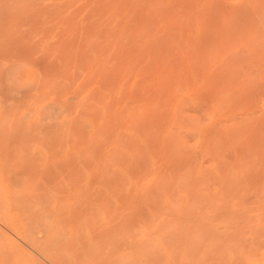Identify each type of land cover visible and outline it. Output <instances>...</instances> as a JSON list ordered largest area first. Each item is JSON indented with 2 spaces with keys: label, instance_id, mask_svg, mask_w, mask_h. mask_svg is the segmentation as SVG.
<instances>
[{
  "label": "rangeland",
  "instance_id": "1",
  "mask_svg": "<svg viewBox=\"0 0 264 264\" xmlns=\"http://www.w3.org/2000/svg\"><path fill=\"white\" fill-rule=\"evenodd\" d=\"M64 1L65 0H30V1L29 0H14V1L13 0H0V124L1 125L3 124L2 126L0 125V129H1L0 130V192H1L0 193V264H73V263L74 264H96V263L97 264L98 263L99 264H159L160 262H161L160 264H163V263L164 264H183L185 261L190 260L189 258H191V259L196 258V256L201 257L202 255H203L202 257H208V258L211 256L212 257L215 256L219 261H222L223 264H229L228 263L229 262V236H228L229 233H227V232H229L228 231L229 230V225H228L229 223H227L228 220L227 221L225 220L226 219L224 217L225 214L223 213L224 215H222L221 214L222 212L219 213V215L216 218H214V220H213V218L211 219V221H212V224H211L209 216H212V215H210L209 212H212L211 209H213V208L210 209L209 205L206 203L209 201L208 195L212 191L206 192V194H208V195H204L208 201L205 200V198L202 199L204 201V203L201 200L202 204L201 203H199L200 205L197 204V205H199L197 207L195 206V204H193V205L188 204V201H187L189 198L187 195L188 193H187V190L185 191V188H183L182 185H180V186L176 185L177 189L174 188L173 193L171 192V194L165 193V190H167V186L164 184L165 176L168 175L169 171H170L169 173L172 172L171 174L176 175V172L178 170V168H177L178 166L176 167L173 165L172 166L169 165L170 162L168 161L169 159L167 158L168 154H166L164 152L161 153V150H162V147H161L162 144L161 143H165L163 141L164 139L167 140L168 136H166V134L168 135L167 132L169 130H171V126L173 129L174 127H176V125H177V127H179L180 123H182L181 124L182 126L180 128H177V129L175 128V131L172 130V132H174V135L176 134L175 135L176 137L180 136V135H181V137L183 136L182 138H184V140L178 141V143L180 142V145L183 146L184 145L183 142H184L186 145L190 144V146L191 145L192 146L189 147V145H188L186 147L185 150H187V155L183 154L185 160H184V162L182 161L181 165H179V169L182 166H185V167L189 166V168L188 167L185 169L181 168L183 171H180V175L182 173H183L182 175H186L185 173H187V175L192 173L190 175H193L194 172L196 173L194 175H197V174H199V172H201V173L205 172L207 175L205 173L204 174L207 176V179H208V175L211 176L210 174H212V173L217 178V171L220 168L218 166H216V163H215L216 161L213 162L212 154L209 153L207 151V149L205 148L204 143L202 142V140L205 136H202V135H204L203 134L204 131H208V129L211 130V127H213L214 131H216V130H220L219 128H222L223 123H226V124H224V127L227 124L229 126V119H231V118L233 119L234 114L241 112V110L244 108H240L242 105L235 106L236 104L235 105L232 104V106L234 105L235 107L239 108V109L236 108L235 110H233L234 108L232 109L231 108L232 106L229 107V103H228L229 101H228L223 105V108H222V105H221V107H219V105H218V109H211V108L209 109V106L207 107L205 105L204 99H201V97H199L200 92L199 91L195 92L199 89L198 87L201 86L200 84H197V85H200V86H197L195 84L196 82L194 83L195 85H190V88L185 87L186 86V84H185V86L182 88L183 90H181L182 84L177 85L175 83L172 85L171 89H174V86L176 85L175 89H179V91L183 92L182 93L183 95L181 94L178 98V100L179 99H183V100H180L179 102L176 100V102L180 104V105H178V107H176L177 103L175 102V104H174V102H173L175 100H173V101L170 100L171 99L170 98V95H171L170 92H173L174 90L169 91L167 88H165L166 90L160 89L159 87L162 85L158 86L156 84L155 87L158 86L157 90L154 87L152 89V92H150V96L151 97L153 96V99L156 98L155 97L156 92L154 91V89H155L157 91L156 96L157 97L159 96L158 97L159 98V101H158L159 105L157 102L158 98L156 99V101L154 100V102H152V103L153 104L157 103L156 104V105H158L157 107L158 108L160 107L158 109V110H160L159 112H163V109L167 111L169 109L170 105L174 106L173 108H176V109H174V112L171 113V115H170L172 117L170 118V116H169V121L167 122L168 126H170L169 125L170 119L173 120L174 116H176V115H178V121L179 120H181V121L179 123H175V122H178L176 120L177 118L175 117L176 119L174 118L175 119L174 125H171L170 127H168L166 125L168 129H165L166 126H164V129L166 131L165 130H164L165 132L162 131L163 135L162 134L159 135V137L161 136V140L158 137V141H157L158 144H156V146L154 148L149 147V150L147 151L149 153H148V155H146V157L147 158L149 157V158L146 159L145 165L141 166V164H140L141 168H137L139 166L138 162H136L138 159L135 160V159H133V156H130V155L134 153L133 152V150H135L134 149V143L137 144V142L139 141V144H143L146 140V139H144L146 137V133L143 129L145 127L144 123L142 122L143 117L139 118V117H141L139 112H141V110L143 109L142 108L143 102H141L142 101L141 99H140V101H138L139 99L135 100V103L138 101L139 102V103L137 102L138 106H141V107L137 106L138 107L137 109L139 111L137 110L136 112H137V115H139V116L137 117V115H136L134 117L135 121L130 116V113H129V111L131 109H132V111H135L129 105V104H134V103H131V102H134L133 101L134 99L132 101L130 100V98H124L125 101H124V99H122L123 101H121V103H120L121 104L120 105L121 111L119 110V112H117L116 114L114 113L113 109H112L113 111H111L109 108H107V110H110L112 114L118 115V118L114 115H111L110 111L108 112L106 110V107H105L106 97L109 100L111 98V93L109 94V92H108V86L106 85V82H104V84H103V81L105 80V78H104V80L100 79V78H103L102 76L105 75L104 72L106 70H108L110 68V66L112 67L113 63L117 62V60H115L116 58H113V56L117 55L115 48L119 47V45H121V44L122 45L125 44V42H123L124 38L128 39V40H130V38L126 37V36L125 37L124 36L123 37L122 36L116 37V39L118 38L117 41L119 40V38L123 39V40L122 39L119 40L120 42L122 41L123 43H119L118 45H117V43L119 41L117 42L115 40V38H114V41L117 43H115L113 41H109V40H108L109 41V43H108L107 40H105V39L103 40V38H102V43L104 42L107 44L106 50H108V51L105 50L106 52L104 51L105 53H103L104 54L103 55L104 59L102 57L103 61L109 57L110 59L112 58L113 61L115 60V62H113L111 60V62L109 63L108 60H110V59H107L108 62L107 61L100 62L101 64H99V65L101 66V68H100V66L98 68V66H97L98 64L95 65V63H96V58L94 59L95 51L92 48H90V50L88 51V53L90 54L89 57L91 59V63H88V62H90V59H87L89 57H85L87 59V61L89 60L88 62L85 61V58L82 59V61H77V58L72 55V53H74L73 51L75 49V48H73L75 46L72 45V44H74L75 35H72L71 33L64 31L63 28L62 29L58 28L56 24H55L56 26H54V28H53V25H54L53 23L58 22L59 24L58 23L57 24L59 25V27H61L60 25H62V27H64L65 22L57 21V19L51 20L50 18H48V19H49V21L51 20L50 21L51 23L46 22L48 20H46V17L44 16V14L39 15V13H37L35 11V9L37 10V8H40V6H39L40 3H41V7L44 4H45V6H47L48 4L50 6L53 4H54V6H56V3H59V4H61L60 7L62 8V4ZM68 1L70 2V0H68ZM90 1H92V0H90ZM66 2H64V3H66ZM75 2H77V3L75 4ZM75 2L69 3L68 9H71V8H74L75 6H78L80 3L83 4V2H85V0H78V1L75 0ZM65 6H63V7L66 9L67 7H65ZM25 8H26V10H25ZM10 13H11V15H10ZM82 16H84V15L81 14L80 18ZM37 19H38V21H37ZM53 20H54V22H52ZM33 21H35V23ZM32 24H34V25H32ZM35 24L37 25V28H36ZM51 24H53V25H51ZM50 25H51V28H53L54 30H52L50 28ZM47 26H49L48 28H50L51 31L49 29L46 30ZM55 27H56V29H55ZM34 31H36V33ZM56 32H58V33H56ZM110 40H112V39H110ZM71 42H72V44H71ZM114 43H115V45H114ZM129 43H131V40L129 42H127L125 45H127V44L129 45ZM68 44H71L72 47ZM90 45H91V43H90ZM68 46H70V48H73V49H71L73 51H69V52H72L70 55H68L69 52L67 54L68 49L70 50V48ZM108 46H110L111 48H112V46H114V47L110 50V49H108V48H110ZM63 47L67 48L66 53H63V52H65ZM114 50H115V53H114ZM106 53H108V54H106ZM111 54L113 56L110 57ZM75 55H77V54H75ZM105 55H107V56H105ZM117 56H115V57H117ZM71 57L73 60H71ZM68 58H70V59H68ZM67 59L71 60V62L68 61ZM74 59L76 62H74ZM65 60H67V61H65ZM92 61H93V63H92ZM105 62H106V65H105ZM68 63H72L71 64L72 66ZM75 63H77L78 65ZM87 63L89 65L92 64L91 67L95 70H97V68H98V71H95L93 69H92V71H91V69H89L90 71H88L87 67H90V66L89 65L86 66ZM103 63H104L105 69L108 67V69H106L105 71H104V69H102ZM134 71H137L136 75H135ZM134 71H133L132 77L135 78V76H136V78L135 79L132 78V80L138 81V79L140 77L137 76V74H139L140 72L138 70H134ZM147 72H148V70L143 71L144 74L149 75ZM87 73H90V75H88ZM102 73H104V75ZM153 73L155 74V72H153ZM160 74H161V72L156 74V76H158V78H156L155 75L153 78L158 79V81H159V79L165 80V78L161 77ZM166 74L163 75V72H162V76H167ZM75 75H77V76H75ZM133 75H135V76H133ZM89 76H90V78H89ZM144 76L142 75L141 77H144ZM98 79L100 80L101 83L98 81ZM166 79H168V78H166ZM174 79L175 78L173 77V80ZM150 81L152 82L153 80H150ZM45 82H47V83H45ZM57 82H60V83H57ZM200 82L202 83L203 79ZM177 83L179 84L180 82L178 81ZM140 84H142L141 89L143 90L144 89L143 85L145 86L146 82H142V83L140 82L138 84L139 87H137V89L138 88L140 89ZM138 85H135V86H138ZM55 86H57V87H55ZM177 86H181V87L177 88ZM195 86H197L196 87V89L198 88L197 90H195ZM191 87L192 88L194 87L193 88L194 91H193V89H191ZM158 88H159V90H158ZM184 88H185V90L187 88L186 92H185ZM188 89H189V91H188ZM161 91L163 92L162 95H161ZM43 92H44V94H43ZM105 93L106 94L108 93L109 95H105ZM152 93H153V95H151ZM196 93L198 94V96ZM91 94H93V95H91ZM164 94L168 95V96L165 97ZM162 96H163V98H162ZM139 97H140V95H139ZM183 97H185V98H183ZM36 98H38L39 100ZM126 99H128V101ZM168 99L170 101V104H169ZM185 100H187V101H185ZM197 103H200L201 106H203V107L205 106L202 109V111H204V109H205V111L203 112L204 115L200 113V116L202 115L200 117L199 114H197L198 111H192L191 115L187 114L188 111H191V110H188V108L198 109L200 104H197ZM221 104H223V103H221ZM17 105H18V107H17ZM168 105H169V107H168ZM192 105H193V107H192ZM230 105H231V103H230ZM113 106H115V105H113ZM224 106H225V108H224ZM226 107H228L229 109ZM29 108H31L32 110ZM113 108L116 109V106ZM177 108H180L181 111L179 109V112H178ZM230 108L232 109L233 112L231 111ZM38 109H39V111H37ZM182 109H184V110H182ZM61 112H62V114H61ZM195 114H197V115H195ZM230 115L231 116L233 115V116L230 118L229 117ZM127 116H129V117L127 118ZM181 116L182 117L186 116V117L181 118ZM203 116H206V117H203ZM3 117L5 119H3ZM68 117H69V119H68ZM113 117H115V118L113 119ZM187 117H189V118H187ZM120 118H123V120L125 122L122 119L120 120ZM125 118H126V120H125ZM131 119H133V121ZM139 119H140V122H138ZM203 119H206V120H203ZM184 121H186L188 125ZM43 123H45V124H43ZM68 123H70V124H68ZM111 123L113 124V126ZM121 123L122 124L125 123V124L122 125ZM136 123H138V124L136 125ZM141 123H143V125ZM171 123H172V121H171ZM215 123H217V124H215ZM218 123H219V126H221V127L218 126ZM214 124H215V127L218 126L219 128H217V127H216L217 129L214 128ZM121 126H124V127H121ZM136 126L138 127L137 130H136V128H137ZM139 126L141 129L139 128ZM186 127L188 128V130L190 128L193 129V130H191V129L189 130L191 132V136H187V135L184 136V134L183 135L180 134V132H182L181 129L185 130ZM110 128L113 130H111ZM119 128H120V130L121 129L122 130L120 131ZM198 128H200V129H198ZM23 129H25V130H23ZM124 129L126 131H124ZM139 130L141 132H139ZM7 131H9L10 133ZM44 132H45V134H44ZM228 132H229V130H228ZM9 134H11V135H9ZM120 134L122 136L125 134L123 136L124 137L123 139L121 138L122 136ZM129 134H131V135H129ZM171 134H173V133H171ZM40 135L42 136L41 138H40ZM140 135H141V137H140ZM174 135H171V136H173L172 139L175 138ZM163 136H165L167 138L162 139ZM127 137L128 138L130 137L129 142H128ZM185 137H186V139H185ZM178 138H180V137H178ZM182 138H180V139L182 140ZM120 139H122V140H120ZM172 139H170V140H172ZM227 139L229 140V138H227ZM21 141H22V143H21ZM119 141H120V143H119ZM123 141H126V142H123ZM134 141H136V142H134ZM161 141H163V142H161ZM199 142H201V143H199ZM226 142H230V141H226ZM198 143H199V145H198ZM159 144H160V146H159ZM201 146L203 149L201 148ZM226 146H228V149H229V145H226ZM110 147H111V149H110ZM184 147L185 146H183L181 148H183V153H186V152H184ZM114 148H115V152L113 153L112 151L114 150ZM156 148H159L160 151H159V149L157 150ZM153 149H155L156 151H154ZM200 149H202V150H200ZM122 150H124L123 151L124 153L122 152ZM119 151L121 152V154ZM125 151H129L130 154L128 152H126V155H125ZM153 151H154V153H153ZM150 153H151V155H150L151 158L153 155H157V154H158L157 155L158 157L156 158V156H154L153 157L154 159L153 158L150 159V156H149ZM163 153H164V155H167V156L164 157L162 155ZM201 153H202V155H201ZM159 154H161V155H159ZM210 154H211V156H210ZM128 155L130 156V158L131 157L132 158L128 159L127 158ZM190 155H193L192 160L190 159V158H192ZM195 155L199 156V157H196ZM160 156H162V158ZM125 158H127L128 161H126L127 159H125ZM112 159L116 160V161H113ZM132 159H133V161L135 160V162L132 161V163H130V160H132ZM156 159H160V160H156ZM161 159L162 160L164 159L165 161H162ZM186 159L191 160V161L189 160V163H188L189 165L187 164L188 161H186ZM154 160H156L157 162L155 163ZM158 161H159V163H158ZM166 161H168L166 163L167 166L165 164ZM192 161L195 164H193ZM127 162H129L128 165H131L132 167L128 166ZM149 162H150V164H149ZM124 163L127 166H125ZM133 163L134 164L136 163L137 166L133 165ZM163 163L165 165V169H164L165 171L161 170L162 166L164 167V165H162ZM116 164H118V166L120 165L117 172H116L117 167L114 166ZM191 164H193V166ZM207 164L210 165V166H208V169L210 170L209 173H207L208 169L204 168L205 165L207 166ZM211 164H213L214 167ZM110 165H112V167ZM194 165H195V167H194ZM203 165H204V167H203ZM104 166H106L105 167L106 169L103 168ZM145 166L146 167L148 166L147 167L148 169ZM101 167L103 170L101 169ZM109 167H110V169H109ZM128 167H129V169L130 168H133V169L135 168V169L129 170ZM143 167H145V168H143ZM169 167H170V170H168L166 172V168L168 169ZM174 167H176V168H174ZM126 168L128 171L126 170ZM155 168L158 170V172ZM171 168H173V169H171ZM190 168L192 171L195 170L196 168L197 169L194 172H191V171H189ZM214 168L215 169L219 168V169L215 170ZM139 169H140V171H139ZM159 169H160V171H163V172L162 173L159 172ZM175 169H177V170H175ZM198 169H199V172L197 171ZM200 169L203 171H201ZM100 170H102V171H100ZM121 170L123 171V173H121L122 176L126 177L124 179H122L121 174L118 173V172H122ZM143 170L146 172V174H144L145 172H143ZM184 170H187V171L184 172ZM129 171L132 172L133 176ZM125 172H126V175H125ZM137 172L139 173V175ZM178 172H179V170H178ZM92 173L95 174V176ZM103 173H105V174H103ZM108 173H109V175H108ZM115 173H117L118 175L117 174L115 175ZM136 173H137V175H136ZM140 174H141V176H140ZM161 174H163V176ZM1 175L3 176V178ZM100 176H102V177H100ZM176 176L179 177V173ZM120 177H121V179H120ZM132 177H135V178H133V180H132ZM136 177H138V178L143 177L144 179L142 178V179L137 180ZM180 178L182 180V176L179 177L178 181H181ZM105 179H106V181H105ZM126 179H128V180L130 179V180L128 181ZM213 180L214 179L212 178V182H214ZM255 181L257 182V180H255ZM255 181H254V183H252L251 186H254V187L256 186L254 189L256 191V189L259 188L260 185L256 184ZM128 182H130V183H128ZM126 183H127V185H126ZM258 183H260V182H258ZM134 184H136V185H134ZM160 184H162V185H160ZM125 185H126V187H125ZM129 185H130V187H129ZM117 186H118V188L120 187V189H118ZM160 186H163V187H161V189L164 190L163 193H165L166 196L163 197V195H162L163 198L161 197L160 200L158 199V202L160 203L164 199V201H163V204H164L168 198L171 197V200L169 199V202H170L173 200L172 197H174V200L172 201V202H174L173 206H172V209H174V212H172L170 209H168V205L172 204V203H169L168 201H167V204H165V206L162 203H160V204L157 203V205H155V206L153 205V203L156 204V202H157V198L155 197L156 193L153 192V191H155L154 188H157L156 189L157 191L162 192V191L158 190V188L160 189ZM164 186H166L165 189H164ZM108 187H110V188H108ZM122 188H123V190H122ZM125 188H126V192H124ZM131 188L132 189L135 188V190H140V191L137 192L134 189H133V191H131L130 190ZM151 188H153V189H151ZM260 188H261V186H260ZM101 189L103 191H101ZM109 189H111V190H109ZM119 190L121 193L119 192ZM144 190L145 191L148 190L149 192L151 191V193H148V192L145 193ZM257 190L258 191L256 193H258V195L260 197L261 194L263 193L261 191H263V190H261V189H257ZM78 191L81 193L79 194ZM129 191H130V194L132 192L135 193V195H133V193L131 194V195H133L131 198L134 199L136 197L137 193H140V194L143 193V195L137 194L138 196L136 198H138L139 195L142 196L143 198L139 197L138 199L140 201L134 199L135 201L133 200V202H132V199L129 197V195H130L128 193ZM181 191H184V192H181ZM117 192H119L120 195ZM152 192L154 194L152 197H150L152 195ZM260 192H261V194H259ZM116 193L118 195H116ZM174 193H176V194L174 195ZM180 193H182V194L186 193V194L180 195ZM149 194H151V195H149ZM171 195H173V196H171ZM186 195L188 198L186 197ZM80 196L82 197V199L81 198L79 199ZM89 196L91 198H89ZM118 196L119 197L121 196L122 199L121 198L119 199ZM11 197L14 199V201L15 200L16 201L14 202ZM85 197H87V198H85ZM165 197H167V198L165 199ZM255 197L258 199L257 195H255L253 197L255 200L254 199H250V200L248 199V202H247L248 204L246 203L247 200L243 201V202H245V205H243L244 203L242 202V199L240 198V196L236 197V200L240 201V202L238 201V204H240L241 207L243 205V206L248 208L247 205H251V203L254 204V201H257V199ZM150 198H152V200ZM123 199L125 201H128L127 203H129V207H130V205L132 207L129 208L128 204H125L126 203L125 201H124L125 203L124 202L122 203ZM83 200H84V202H83ZM143 200H145V201H143ZM89 201H91L93 208H96L95 210L93 208H91L92 205L90 204ZM150 201H151V204H150ZM220 201L221 200L217 199L215 202L219 203ZM92 202H94V204ZM241 202L243 204H241ZM82 203H84V204L81 205ZM110 203H112V204H110ZM133 203H134V205H133ZM87 204H88V207H86ZM121 204H123L124 206ZM142 204H144V205H142ZM205 204H206V206H205ZM59 205H60V207H59ZM120 205H121V207H120ZM125 205L127 207L126 209L124 208ZM151 205H152V207H151ZM73 206H74V208H73ZM89 206L91 209L89 208ZM135 206H136V208H135ZM183 206L192 207L191 209L194 211V214L192 213L193 215H195L196 211H197V214L199 213L198 214L199 217H201V215H202V217H201L202 220H206V221H204V223L207 225V226H205V228L207 227L206 232L204 231L202 234L201 233L202 231L201 232L198 231L199 232V234H198V232L196 231L195 227H197L198 225L194 226V225H196L195 222L197 223V221H199L201 219V218H197L198 216H196V215L195 216L197 218V221L195 219V222H194L193 221L194 219H193V220H191L190 223L187 222L189 224L186 223L189 226H187L185 224V222H182V223H184V225H182V223H179L182 225V227L179 224H177L178 226L176 224H174L173 221L177 220L174 218L176 217V215L178 213H180V211L181 212L185 211L183 213V215L186 214V216H189V211H192V210H190V207H189V211H187L188 209L185 210L184 208H182ZM118 207H119V209H117ZM142 207H144L146 210L143 209ZM157 207L160 209H158ZM193 207H194V209H193ZM228 207H229V204H228ZM238 207H240V206L238 205L237 209H238ZM87 208H88V210H87ZM111 208H112V210H111ZM113 208H115V210ZM137 208H138V210H136ZM152 208L154 210L155 209H157V210L154 211V210H152ZM163 208H166V210L164 209V211H162ZM205 208H206V210H205ZM179 209H180V211H179ZM92 210H93V212H92ZM127 210L128 211L131 210L130 211L131 213L128 212ZM175 210L177 211L176 215L173 214V213H176ZM207 210H208V213H206ZM219 210L221 211V209H219ZM169 211H170V213L172 212V214H170ZM226 211L229 212V208H226ZM226 211H225V213L227 215H229ZM200 213H201V215H200ZM202 213H204V214H202ZM133 214L135 217L133 216ZM135 214H137V215L140 214L139 216L140 217L142 216V217L139 218V216L137 217V215H135ZM206 214H208L209 216ZM121 216H122V218H121ZM130 216H132V217H130ZM179 216H180V214L177 215L178 218H179ZM190 216H192V215H190ZM219 216L224 217V222H226L227 225H226V223L224 225V222L222 221L223 219L220 218ZM180 217H182V215ZM134 218H135V220H134ZM170 218H172V219H170ZM186 218L188 219V217L181 218V219L183 220ZM120 219H122V221H120ZM216 219H218V220H216ZM227 219H229V218H227ZM182 220L179 221V219H178L177 222L176 221L175 222L178 223V222H181ZM208 221L210 222V224ZM192 222H194V223L192 224ZM161 223H163V224H161ZM215 223L216 224L220 223L221 227L218 225L219 228L221 229L220 231L226 230V231H223V232H225L224 236L222 235L223 232H221V235L218 233L217 229H219V228H217L216 230L212 229L215 233L212 232L211 230H208L209 225L210 226L214 225V226H211L212 228L218 227ZM160 224L162 227H160ZM222 224L226 227H224ZM175 226H176V228H175ZM177 227H179L180 229ZM188 227L190 229H188ZM174 228L177 231H173ZM182 228H183V230L187 231V232L184 231L185 234L191 233L193 235V233H194V235H195V236L193 235L194 238H192V236H189L186 234L187 236H189V238L186 236L189 239V240L187 239V242L185 241L186 239L182 240V242H184V243L179 242V241L177 242L176 240H174L175 242L171 241L173 239L171 237H173L175 232L176 233L181 232L180 230ZM192 228L195 230H193ZM170 229H172V230H170ZM209 229H211V228L209 227ZM203 230H205V229H203ZM5 231H7V232H5ZM171 231H173L174 233L173 232L171 233ZM184 232H181V234H179V233H177V234L182 235ZM99 233L101 235L100 237H98ZM216 233H218V234H216ZM88 234L90 235V237ZM97 234H98V236H96ZM171 234H173V235H171ZM185 234H183V236H185ZM167 236H168V238H167ZM176 236H178V235H174V237H176ZM222 236L223 237L226 236L225 237L226 240H224L225 238H223ZM162 237H164V238H162ZM197 237H198V239H197ZM4 239L5 240L8 239L10 241L8 242V241H5ZM217 239H219V241L221 239V241H220L221 243L219 241H217ZM159 241H160V244L162 243L160 246L161 247L163 246V248L158 246ZM191 241H193V242H191ZM213 246H214V248H213ZM169 247L172 249H170ZM151 248L153 249V251L150 250ZM154 249L156 250V252ZM161 251H163L162 252L163 256L161 255ZM263 251H264V247H263ZM153 253L155 255H156V253H157V255L160 254V257L158 256V258L155 260L152 257L150 258V254L153 255ZM147 254H148V256H147ZM21 255H22V257H21ZM262 257L263 256H259V258H260L259 261L262 260L264 263V257L263 258ZM149 260L153 263L149 262ZM165 260H168V261H165ZM263 263L261 262V264H263Z\"/></svg>",
  "mask_w": 264,
  "mask_h": 264
},
{
  "label": "bare ground",
  "instance_id": "2",
  "mask_svg": "<svg viewBox=\"0 0 264 264\" xmlns=\"http://www.w3.org/2000/svg\"><path fill=\"white\" fill-rule=\"evenodd\" d=\"M73 1L75 2V0H70V2L68 0H65L64 2H66V3L63 2L62 8L60 7L61 4H59V3H56V6H54V4L51 5V6L49 4L48 5L46 4L47 6H45V4H44L42 7H41V3H40V5H39L40 8H37V10L35 9V11L37 13H39V15L44 14V16L46 17V20H48L46 22L51 23L50 21L52 19H54V20L57 19V21L65 22L64 23L65 24L64 27H62V25H60L61 27H59V25H58L59 23L58 22H57L58 24L57 23H53L54 25L51 24V25H53V28H54V26L57 25L58 28H61V29L63 28L64 31H66L68 33H71L72 35H75L74 44H72V42H71V44L73 46H75V47H73L75 49H74V51L71 50L73 48H70L71 44H68V45H70V46H68L70 48V50L68 49V51H67V54H68L69 51H73L74 53L69 52L68 55H70L72 53V55L77 58V61H82V59H84L85 57H89L90 56L88 51L90 50V48H92L95 51V57H94V59L96 58L95 65L98 64L97 66L99 68V66H100L99 64H101L100 62H104V61H107V59H110L108 57V58H106V60L103 61V59H104V57H103L104 54L103 53H105L108 50H106V48H107L106 45L107 44L104 43V42L102 43V38H103V40L105 39L107 41L109 40V41L115 42L114 38L117 41L118 38L116 39V37H121V36L125 37L126 36V37H129L130 40H131V43H129V45L127 44L128 45L127 46L125 44L127 42H129L130 40L124 38V40H125L124 41L122 38H119V40L122 39L123 42H125V44L124 45L121 44V45H119V47L115 48V50L117 52V55H118V56L117 55H115V56H117V57L113 56L112 55L113 53L110 55V57L113 56V58H116L115 60H117V62L113 63L112 64L113 66L112 67L110 66L109 69L107 67L106 69H108V70H106L104 68V63H103L102 69H104V71L105 70L106 71L105 72L103 71L105 73V75H104V73H102V74L105 77L102 76L103 78H100V79L104 80V78H105V80L103 81V84H104V82H106V85L108 86V92H109V94L111 93V98L108 100L107 97H106V100H105L106 110H107V108H109L111 111L114 110V113L116 114L117 112H119V110L121 111V108H120L121 104L120 103H121V101H123L122 99L130 98L131 101L134 99L133 100L134 102H131V101L130 102L134 103L135 105L134 104H129L131 106V108H133L135 110V111H132V109H131L130 110L131 112L129 111L130 116L134 119V117L137 115V112H136L138 110L137 108L141 107V106H138L137 102L140 101V99L142 100L141 102H143V104H142V106H143L142 108L143 109L141 110V112H139L140 116H141L139 118L143 117L142 118L143 119L142 122L144 123L145 127L144 128L142 127V128L144 129V131L146 133V137L145 138L143 136L142 137L144 139H146V140H145V142L143 144H139V141L137 142V144H135L134 142H136V141H134L133 143H134V149L135 150H133L134 153L130 155V156H133V159H135V160L138 159L136 162H138L139 166H140V164H141V166L145 165L146 159L149 158V157L148 158L146 157V155H148V153H149V152H147L149 150V147L154 148L156 146V144H158L157 141H158L159 135H161L163 133L162 131H164L165 129H168L167 128V126H168L167 122L169 121V116L171 115V113L174 112V109H176V108H173L174 106L170 105V107H169V105H168L169 109L167 111L163 109V112H159L160 110H158V109L160 107L159 108L157 107L159 105V102H158L159 101V98H158L159 96L158 97L156 96V93H157L156 90H157L158 86L162 85V86L159 87L160 89L166 90L165 88H167L169 91H171V90L173 91L174 90L173 92H170V94H171L170 95V98H171L170 100H172V101L175 100V101H173L174 104H175L176 100L178 102L180 100H183V99H179L178 100L179 96L183 92L179 91V89H175L176 85L174 86V89H171L172 85L176 83L177 85L182 84L181 85L182 87L181 86H177V88L181 87V90H183L182 88L185 86V84H186L185 87H187V88H190V85L200 84L201 86L197 85V86H200V87H198L199 89L197 88L198 90L196 89L197 86H195V90H197L195 92H198V91L200 92V96L199 97H201V99H204L205 105L207 107L209 106V109L210 108L211 109H218V105H219V107H221V105H222V108H223V105L226 102H228V101H229L228 102L229 103V107H231L232 104H234V105L236 104L235 106H237V105L238 106L239 105L243 106V107L242 106L240 107V108H244V109H242L243 111L241 110V112L234 114V116L232 115L233 119L231 118L232 117L231 115L229 116L231 118V119H229V126L227 124L224 127V124H226V123H223L222 124L223 125L222 128H219L221 126H219V123H218L219 127L218 126H216V127L219 128L220 130H216L217 128L215 127V124H217V123H215L214 124V128H216L215 129L216 131H214L213 127H211V130L208 129V131H204V133H203L204 135H202V136H205L203 138V140L201 139L202 142L204 143L205 148L207 149V151L209 153L212 154L213 162L216 161L215 162L216 166H218L220 168V169L217 168V169H219L217 171V178L212 173V174H210L211 176L208 175V179H207V176H206L207 174L205 172L204 173L206 175L203 172L202 173L199 172V169L197 170L199 172V174L194 175V174H196L194 171L197 168L195 170H193V171L191 170V168L189 170L191 172H194V174H193L194 176L190 175L192 173H190L189 175H187V173H185L186 175H182L183 174L182 173L180 175V171H183L181 168H184V169L187 168V167L189 168V166H187V167L182 166L179 169V165L182 164V161L184 162V160H185L184 159V155H187V150H185L186 147L188 145H189V147H191L192 145L191 146H190V144L186 145L183 142V144H184L183 146H185L184 147V152H186V153H183V148H181L183 146L180 145V142L178 143V141H183L184 140V138H182L183 136L181 137V135H180V136L176 137L175 136L176 134L174 135V132H172V130L175 131V128L176 129L180 128L182 126L181 125L182 123H180L179 127H177V125H176V127H174L172 129L171 125H174L175 123H179L181 121V120L178 121V115H176V116L173 115L174 118L175 117L177 118V119L176 118L175 119L178 122H175L174 118H173V120L170 119L169 125L171 126V130H169L167 132L168 135L166 134V136H168V138L165 137V136L162 137V139L163 138H167V140L164 139L163 141L165 143H161L162 144L161 145V147H162L161 153L164 152V153L168 154V156L164 155V153L162 155L164 157L167 156V158L169 159L168 161L170 162L169 165H171V166L173 165V166H176V167L178 166L177 168H178L179 172H178L177 169H175V170H177L176 175H178V173H179V177L182 176V180L180 178L181 181H178L179 177L176 176V175L171 174L172 172L169 173L170 172L169 171L168 175L165 176V180H164V184L167 186V190H165V193H167V194L170 193L171 194V192L173 193L174 188H176V185L177 186L178 185L179 186L182 185L183 188H185V191L187 190V193H188L187 195H188L189 198L186 195V197L188 198V200H187L188 204H191V205L195 204V206L197 207V206L200 205L199 203H201L202 199L205 198V200H207L206 197L204 196V195H208V194H206V192L212 191L208 195L209 196V199H208L209 201L207 200L208 202L206 204L209 205L210 209L213 208V209H211L212 212H209V214L212 215L213 217L209 216L208 214H206V215H208L210 217L209 219L211 221L212 218L214 220V218H216L219 215V213L222 212L221 213L222 215L225 214L224 215V217L226 218L225 220L226 221L228 220L227 221V223H229L228 224L229 225V230H228L229 232H227V233H229V235L227 234L229 236V262L228 263L229 264H261V262L263 263L262 260L259 261V259H260L259 256H263L264 257V251H263V247H264V0H92V1H90V0L86 1L85 0V2H83V4L82 3L79 4L80 6L78 5V6H75L74 8L68 9L69 8L68 7L69 3H74ZM76 3L77 2H75V4ZM63 6H65L67 8L65 9ZM26 8H25V10H26ZM81 14H83L84 16H82L80 18ZM10 15H11V13H10ZM48 18H50L51 20L49 21ZM54 20L52 22H54ZM37 21H38V19H37ZM33 22L35 23V21H33ZM32 25H34V24H32ZM51 25H50V28H51ZM48 27L49 26H47L46 30H48V29L50 31H51V29L54 30L53 28L50 29ZM36 28H37V25H36ZM55 29H56V27H55ZM34 32L36 33V31H34ZM56 33H58V32H56ZM110 39H112V40H110ZM109 41H108V43H109ZM117 42H115V43H117ZM123 42L119 41L117 43V45L119 43H123ZM90 43H91V45H90ZM115 43H114V45H115ZM108 47H110V46H108ZM113 47L114 46H112V48ZM112 48L110 47L108 49L111 50ZM66 49L67 48H64L65 52H63V53H66ZM115 50H114V53H115ZM75 54H77V55H75ZM106 54H108V53H106ZM105 56H107V55H105ZM102 57H103V59H102ZM68 59H70V58H68ZM75 59H74V62H76ZM87 59H90V57L87 58ZM87 59L85 58V61H87ZM67 60H65V61H67ZM71 60H73L72 57H71ZM71 60H68V61L71 62ZM111 60L113 61L112 58L110 60H108L109 63L111 62ZM115 60L113 62H115ZM88 63H91V59H90V62H88ZM88 63L86 64V66L89 65ZM92 63H93V61H92ZM68 64L71 65L72 63H68ZM75 64H77V63H75ZM91 65H89V66L91 67ZM105 65H106V62H105ZM90 67H87L88 71H90L89 69H91V71H92L93 68L92 67L90 68ZM98 68H97V70H95V69H93V70L98 71ZM100 68H101V66H100ZM134 70H138L141 73V74L139 73L141 76L142 75L143 76L145 75V76L141 77L139 74H137V76H139L140 78L138 79V81H136V80L133 81L132 78H134V77H132V74H133ZM146 70H148L147 73L150 76L144 74L145 72L143 73V71H146ZM134 72H135V75H136L137 71H134ZM153 72H155V74ZM160 72H161V74H160L161 77H164L165 80H160L159 79V81H158V79H156V78H158V76H156V74L160 73ZM162 72H163V75H165L167 73L166 74L167 76H162ZM87 74L90 75V73H87ZM135 75H133V76H135ZM154 75L156 76V78H153ZM75 76H77V75H75ZM173 77L175 78L174 80H173ZM89 78H90V76H89ZM135 78H136V76H135ZM166 78H168V79H166ZM200 79L201 80L203 79L202 83L200 82L201 81ZM150 80H153V81L151 82ZM98 81L100 82L99 79H98ZM178 81L180 82L179 84L177 83ZM140 82L141 83L142 82H146L145 86L143 85V87H144L143 90L141 89V85L142 84H140V89L141 90L139 88L137 89V87H139L138 84ZM45 83H47V82H45ZM57 83H60V82H57ZM156 84L158 85L157 87H155ZM135 85H138V86H135ZM55 87H57V86H55ZM154 87L156 89V90L154 89V91L156 92L155 93V97H156L155 99H153V96L152 97L150 96V92H152V89ZM159 88H158V90H159ZM187 88H186V90H187ZM193 88L191 87V89H193ZM184 90H185V88H184ZM186 90H185V92H186ZM188 91H189V89H188ZM193 91H194V89H193ZM162 93L163 92L161 91V95H162ZM43 94H44V92H43ZM109 94L105 93V95H109ZM91 95H93V94H91ZM139 95H140V97H139ZM151 95H153V93ZM166 96H168V95H165V97ZM197 96H198V94H197ZM157 98H158V100H157L158 105H156L157 103L153 104L152 102H154V100L156 101ZM162 98H163V96H162ZM183 98H185V97H183ZM36 99H38V98H36ZM137 99H139V100L135 103V100H137ZM126 100L128 101V99H126ZM124 101H125V99H124ZM168 101H169V99H168ZM185 101H187V100H185ZM221 103H223V104H221ZM230 103H231V105H230ZM169 104H170V101H169ZM197 104H200V103H197ZM18 105H17V107H18ZM113 105L116 106V109L113 108V107H115ZM176 105L175 106L178 107V105H180V104L177 103ZM200 106H201V104H200ZM233 106L231 107L232 109L234 108L233 110L238 108V107H235V106L233 107ZM192 107H193V105H192ZM199 107H198V109H196V108H192V109L188 108V110H191V111H188V112L186 110L185 111L187 112V114H190V115L192 114V111H198L199 113L197 112V114H199V116H200V113L203 114V112L205 111V109H204V111H202V109L205 106L204 107L201 106L200 108ZM224 108H225V106H224ZM226 108H228V107H226ZM29 109H31V108H29ZM177 109H178V112H179L180 108H177ZM184 109H182V110H184ZM232 109H231V111H232ZM110 110H107V111L109 112ZM37 111H39V109ZM111 111H110V114L114 115V116H116L118 118V115L112 114ZM180 111H181V109H180ZM61 114H62V112H61ZM197 114H195V115H197ZM138 116L139 115H137V117ZM128 117L129 116H127V118ZM171 117L172 116H170V118ZM183 117H186V116H183ZM183 117L181 116V118H183ZM203 117H206V116H203ZM114 118L115 117H113V119ZM187 118H189V117H187ZM3 119H5V118L3 117ZM68 119H69V117H68ZM121 119L123 120V118H120V120ZM133 119H131V120L133 121ZM125 120H126V118H125ZM203 120H206V119H203ZM134 121H135V119H134ZM171 121H172V123H171ZM138 122H140V119H139ZM184 122L187 124L186 121H184ZM143 123H141V124L143 125ZM43 124H45V123H43ZM68 124H70V123H68ZM124 124H122V125H124ZM137 124L138 123H136V125ZM112 126H113V124H112ZM164 126H166L165 129H164ZM170 126H168V127H170ZM121 127H124V126H121ZM139 128H140V126H139ZM137 129H138V127L136 128V130ZM190 129L193 130L192 128H190ZM198 129H200V128H198ZM23 130H25V129H23ZM111 130H113V129H111ZM119 130H120V128H119ZM189 130H188L187 127H186L185 130L181 129L182 132H180V134H182V135L184 134V136L185 135L191 136V132ZM228 130H229V132H228ZM124 131H126V130L124 129ZM7 132H9V131H7ZM139 132H141V131L139 130ZM171 133H173V134H171ZM44 134H45V132H44ZM9 135H11V134H9ZM129 135H131V134H129ZM171 135H174L175 138L172 139L173 136H171ZM123 136L121 137L122 139L124 138ZM41 137L42 136L40 135V138ZM140 137H141V135H140ZM178 137L182 138V140L180 138H178ZM129 138H128V142L130 141ZM159 138L161 140V136ZM227 138H229V140ZM122 139H120V140H122ZM170 139H172V140H170ZM185 139H186V137H185ZM163 141H161V142H163ZM226 141H230V142H226ZM123 142H126V141H123ZM21 143H22V141H21ZM119 143H120V141H119ZM199 143H201V142H199ZM199 143H198V145H199ZM226 145H229V149H228V146H226ZM159 146H160V144H159ZM201 148H202V146H201ZM110 149H111V147H110ZM156 149L158 150L159 148H156ZM202 149H200V150H202ZM153 150L156 151L155 149H153ZM123 151L124 150H122V152ZM154 151H153V153H154ZM159 151H160V149H159ZM112 152L113 153L115 152V148H114V150ZM126 152L129 153V151H125V155H126ZM120 154H121V152H120ZM211 154H210V156H211ZM150 155H151V153L149 154V156ZM157 155H153L152 158L154 156H156V158H157L158 157ZM159 155H161V154H159ZM193 155H190V156L192 157ZM201 155H202V153H201ZM130 156L128 155L127 158L129 159ZM160 157L162 158V156H160ZM196 157H199V156H196ZM127 158H125V159H127ZM152 158L150 156V159H152ZM128 159L126 161H128ZM133 159L130 160V163H132ZM164 159L163 160L161 159V160L165 161ZM187 159H186V161H188L187 162V164H188L189 160L190 159L192 160L193 157L190 158L189 160H187ZM135 160L133 162H135ZM156 160H160V159H156ZM156 160H154L155 163L157 162ZM113 161H116V160H113ZM168 161H166L165 164ZM128 163L129 162H127V165H128ZM158 163H159V161H158ZM192 163H193V161H192ZM149 164H150V162H149ZM193 164H195V163H193ZM193 164H191V165L193 166ZM127 165L125 164V166H127ZM133 165H136V163L135 164L133 163ZM162 165H164V163ZM211 165H213V164H211ZM110 166L112 167V165H110ZM114 166L117 167L116 168L117 170L115 169L116 172H117L119 167H120V165L118 166V164H116ZM128 166L132 167L131 165H128ZM139 166L137 168H141V166L140 167ZM166 166H167V164H166ZM208 166H210V165L207 164V166L205 165V167L203 165V167L205 169H208ZM105 167L106 166H104L103 168H105ZM145 167H143V168H145ZM170 167L168 169L166 168V172L168 170H170ZM176 167H174V168H176ZM194 167H195V165H194ZM213 167H214V165H213ZM101 169H102V167H101ZM109 169H110V167H109ZM128 169H129V167H128ZM130 169L134 170L135 168L134 169L130 168ZM164 169H165V165H164V167L162 166L161 170H164ZM171 169H173V168H171ZM217 169H215V170H217ZM102 170H100V171H102ZM126 170H127V168H126ZM139 171H140V169H139ZM185 171H187V170H184V172ZM201 171H203V170H201ZM209 171L210 170L208 169L207 173H209ZM129 172L132 174L131 171H129ZM143 172H145V171L143 170ZM157 172H158V170H157ZM159 172L162 173L163 171H160V169H159ZM109 173H108V175H109ZM118 173L121 174V173H123V171L122 172H118ZM137 173H136V175H137ZM103 174H105V173H103ZM116 174L117 173H115V175ZM144 174H146V172ZM93 175L95 176V174H93ZM125 175H126V172H125ZM138 175H139V173H138ZM161 175L163 176V174H161ZM132 176H133V174H132ZM140 176H141V174H140ZM100 177H102V176H100ZM121 177H122V179L126 178V177H123L122 174H121ZM121 177H120V179H121ZM2 178H3V176H2ZM133 178H135V177H132V180H133ZM142 178L136 177L137 180L138 179H142ZM212 178L214 179L213 180L214 182H212ZM126 180H128V179H126ZM255 180H257V182ZM105 181H106V179H105ZM254 181L256 182V184H259L261 186V188L259 186V188H257V189L263 190V191H261V192H263L262 194H261V192L259 193V194H261L260 197H259L258 193H256L258 190L257 189H256V191L254 190L256 186L255 187L251 186L252 183H254ZM258 182H260V183H258ZM128 183H130V182H128ZM126 185H127V183H126ZM126 185H125V187H126ZM134 185H136V184H134ZM160 185H162V184H160ZM166 186H164V189L166 188ZM129 187H130V185H129ZM161 187H163V186H160V189L158 188V190H160L162 192H159V191L156 190L157 188H154V190L156 191V192L153 191L154 193H156V196L155 195L154 196L157 198L156 204L153 203L154 206L157 205V203H159L158 199L160 200L162 195H163V197L166 196V194L163 193L164 190H162ZM108 188H110V187H108ZM117 188H118V186H117ZM118 189H120V187ZM133 189L135 190V188H133ZM133 189L131 188L130 190L133 191ZM151 189H153V188H151ZM109 190H111V189H109ZM122 190H123V188H122ZM101 191H103V190L101 189ZM135 191L138 192L140 190H135ZM119 192H120V190H119ZM119 192H117V193H119ZM124 192H126V188H125ZM146 192L151 193V191L149 192L148 190L145 191V193ZM153 192H152V195L149 194V195H151L150 197L153 196V194H154ZM181 192H184V191H181ZM80 193L81 192H79V194ZM117 193H116V195H118ZM120 193H119V195H120ZM128 193L130 194V191ZM132 193H133V195H135L134 192H132ZM137 194H140V193H137ZM137 194H136V197L138 196ZM141 194L143 195V193H141ZM175 194L176 193H174V195ZM184 194H186V193H184ZM184 194L180 193V195H184ZM130 195H129V197L131 198L133 195H131V196ZM140 195H139V197H142ZM253 195L254 196L257 195L258 199L255 197L257 199V201H254V204L251 203V205H247L248 208L243 206V205H245V202H243V201L247 200L246 201V203H247L248 199L249 200L250 199H254ZM171 196H173V195H171ZM239 196L242 199V202L244 203L243 204L241 202V204H243L242 207H241L240 204H238L239 200H236V197H239ZM136 197L134 199L140 201L138 199L139 197L138 198H136ZM80 198L82 199L81 196L79 197V199ZM85 198H87V197H85ZM89 198H91V197L89 196ZM120 198H121V196L119 197V199ZM166 198L167 197H165V199ZM131 199H132V202H133L134 199L133 198H131ZM150 199L152 200V198H150ZM169 199L171 200V197L167 199L168 202H169ZM172 199L174 200V197H172ZM217 199L221 200V201L219 203L215 202ZM13 201H14V199H13ZM124 201L125 200L123 199L122 203ZM143 201H145V200H143ZM163 201H164V199L160 203L163 204ZM167 201L163 204L164 206H165V204H167ZM172 201L169 202V203H172V204L168 205V209H170L172 212H174V209H172V206H173L174 202H172ZM83 202H84V200H83ZM89 202L91 204V201H89ZM125 202L124 203L128 204V207H129V203H127L128 201H125ZM202 202L204 203L203 200H202ZM92 203L94 204V202H92ZM83 204L84 203H82L81 205H83ZM88 204H87L86 207H88ZM110 204H112V203H110ZM150 204H151V201H150ZM197 204H199V205H197ZM206 204H205V206H206ZM228 204H229V207H228ZM121 205H123V204H121ZM121 205H120V207H121ZM133 205H134V203H133ZM142 205H144V204H142ZM238 205L240 207H238V209H237ZM90 206H89V208H90ZM59 207H60V205H59ZM130 207H132V206L130 205ZM151 207H152V205H151ZM189 207L188 206H183L182 208H184L185 210L188 209L187 211H189ZM73 208H74V206H73ZM91 208H93V205L91 206ZM124 208L125 209L127 208L126 205H125ZM135 208H136V206H135ZM142 208L145 209L144 207H142ZM191 208L192 207H190V210H192ZM226 208H229V212L226 211ZM93 209L95 210L96 208H93ZM113 209L115 210V208H113ZM117 209H119V207ZM158 209H160V208H158ZM164 209L166 210V208H163L162 211H164ZM193 209H194V207H193ZM219 209H221V211ZM87 210H88V208H87ZM111 210H112V208H111ZM136 210H138V208ZM152 210H154V209L152 208ZM155 210H157V209H155ZM205 210H206V208H205ZM130 211H128V212H130ZM179 211H180V209H179ZM225 211L229 215H227L225 213ZM92 212H93V210H92ZM172 212L170 213V211H169L170 214H172ZM184 212L185 211H183V212L180 211V213L177 214V211H176V213H173L175 215L176 214L177 215L180 214V216L182 215V217L179 216V218L176 215V217L174 218V219H177V220L179 219V221L182 220L181 218L188 217V219L187 218L183 219L181 222H178V223H176L177 220H174L173 221L174 224L177 225V224L182 223V222H185V224L187 222L190 223L191 220H193V219H194L193 221L195 222V219L197 221V218H201L202 217L201 213H200L201 217H199V215H198L199 213L197 214V211L195 213V215L198 216L197 218H196L195 215H193L194 214L193 210L189 211V216H186V214L183 215ZM206 213H208V210H207ZM137 214H135V215H137ZM202 214H204V213H202ZM139 215H137V217ZM190 215H192V216H190ZM133 216H134V214H133ZM130 217H132V216H130ZM141 217L139 216V218H141ZM224 217H222V216L220 217V218L223 219L222 220L223 222H224ZM121 218H122V216H121ZM227 218H229V219H227ZM170 219H172V218H170ZM134 220H135V218H134ZM216 220H218V219H216ZM120 221H122V219H120ZM199 221H197V223L195 222L196 225H194V226L198 225L197 227H195L196 231L197 232L198 231H200V232L202 231L201 233L203 234L204 231L205 232L207 231V227L205 228V226H207V225L204 223V221H206V220H202V218H201ZM194 222H192V224ZM189 223H187V224H189ZM225 223L226 222H224V225H225ZM227 223H226V225H227ZM161 224H163V223H161ZM161 224H160V227H162ZM209 224H210V222H209ZM211 224H212V221H211ZM179 225H181V224H179ZM182 225H184V223H182ZM182 225H181V227H182ZM216 225L220 226V223L219 224L217 223ZM187 226H189V225H187ZM211 226H214V225H211ZM211 226L209 225V227L211 229H209V227H208V230H211L212 232H214L212 229L216 230L217 228H219V226L216 227V228H212ZM179 227H177V228H179ZM224 227H226V226H224ZM175 228H176V226H175ZM175 228L173 229V231H177V230H175ZM188 229H190V228L188 227ZM203 229H205V230H203ZM170 230H172V229H170ZM182 230H183V228L180 231L181 232L185 231V230H183V231ZM193 230H195V229H193ZM220 230H221L220 228L217 229V231H218V233L220 235H221V232L226 231V230H223V231H220ZM173 231H171V233ZM5 232H7V231H5ZM181 232H177V233L181 234ZM185 232H187V231H185ZM185 232L183 234H185ZM177 233L175 232V234H174V235H178L176 237H174V235L171 234V235H173V237H171V238H173L171 241L176 240L177 242L178 241L182 242V240L186 239L185 241L187 242V239L189 238V236H192V238H194L193 237L194 233H193V235L191 233L190 234L186 233L189 236H187L186 234H185V236H183V234L179 235ZM218 233H216V234H218ZM224 233L225 232L222 233L223 236L225 235ZM198 234H199V232H198ZM96 236H98V234ZM100 236L101 235L99 233L98 237H100ZM89 237H90V235H89ZM225 237H223V238H225ZM162 238H164V237H162ZM167 238H168V236H167ZM197 239H198V237H197ZM224 240H226V238ZM5 241L9 242L10 240L7 239ZM217 241H219V239H217ZM220 241H221V239H220ZM191 242H193V241H191ZM182 243H184V242H182ZM161 244H160V241H159L158 246L161 247L160 246ZM161 248H163V246ZM213 248H214V246H213ZM170 249H172V248H170ZM150 250L153 251L152 248ZM155 252H156V250H155ZM162 252L163 251H161V255H162ZM22 255H21V257H22ZM151 255L152 254H150V258L152 257L154 260L157 259L158 256L160 257V254L157 255V253H156V255L154 253H153L152 256ZM147 256H148V254H147ZM202 256L201 257L196 256V258H192V259L189 258L190 260L185 261V262L183 260L182 261L184 262L183 264H223L222 261H219L215 256L214 257L211 256L209 258L208 257H202ZM165 261H168V260H165ZM149 262H151V261L149 260ZM151 263H153V262H151Z\"/></svg>",
  "mask_w": 264,
  "mask_h": 264
}]
</instances>
